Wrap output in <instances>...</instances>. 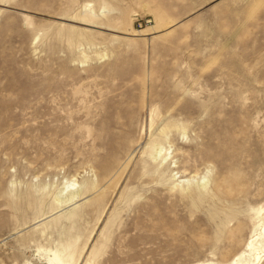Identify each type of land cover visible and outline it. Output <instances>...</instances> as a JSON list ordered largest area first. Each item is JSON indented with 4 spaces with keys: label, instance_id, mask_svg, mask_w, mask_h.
<instances>
[{
    "label": "rangeland",
    "instance_id": "374dc122",
    "mask_svg": "<svg viewBox=\"0 0 264 264\" xmlns=\"http://www.w3.org/2000/svg\"><path fill=\"white\" fill-rule=\"evenodd\" d=\"M261 207L264 0H0V264H229Z\"/></svg>",
    "mask_w": 264,
    "mask_h": 264
},
{
    "label": "bare ground",
    "instance_id": "6f19581e",
    "mask_svg": "<svg viewBox=\"0 0 264 264\" xmlns=\"http://www.w3.org/2000/svg\"><path fill=\"white\" fill-rule=\"evenodd\" d=\"M172 128L173 127L171 126H166L165 128H163L158 134V136L152 140V142L149 144L148 148L146 149L145 154L153 162L158 164V165L156 164L158 168L160 166L165 165L166 163V156L160 157L159 154L165 151L162 141L164 140L163 138L167 139L169 137L168 133L170 132ZM154 168H155V165H154ZM146 175H149V174H146ZM173 179H175L174 188L180 187V189H183V190L190 188L192 186L191 184L192 181L195 183V187L198 190L200 189L204 190L208 186V181L206 177L202 178V181H198V182H195L194 178L181 179V178H176V176L174 175H173ZM64 185L65 186L61 188L59 192L57 193V195L55 196V201L60 202V203H66L67 205L74 203L77 199H79L83 195L91 193V191L95 187V184H91L89 186L82 185L80 187H76L78 186L76 181L72 183H66ZM40 200H43V196L40 198ZM255 214H256V219L258 220L259 226L256 231L257 233L255 234L253 240L249 243L247 247L249 252L247 251L245 253H242L238 257L234 258L229 264H261V262L263 261L264 259V207L257 209L255 211ZM75 216H76V213L73 212L67 218L75 217ZM77 242H78L77 240L72 241V242H67L66 244L62 245V250L60 251L58 250L54 252V251L49 250L48 251L49 254L47 256L50 262L49 264H70L71 262H73L76 256Z\"/></svg>",
    "mask_w": 264,
    "mask_h": 264
}]
</instances>
